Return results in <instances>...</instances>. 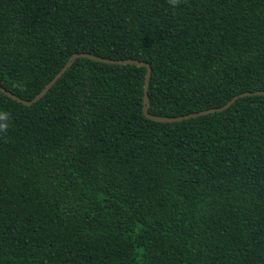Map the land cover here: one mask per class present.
Wrapping results in <instances>:
<instances>
[{
	"label": "trees",
	"instance_id": "1",
	"mask_svg": "<svg viewBox=\"0 0 264 264\" xmlns=\"http://www.w3.org/2000/svg\"><path fill=\"white\" fill-rule=\"evenodd\" d=\"M0 264H264V0H0Z\"/></svg>",
	"mask_w": 264,
	"mask_h": 264
},
{
	"label": "water",
	"instance_id": "2",
	"mask_svg": "<svg viewBox=\"0 0 264 264\" xmlns=\"http://www.w3.org/2000/svg\"><path fill=\"white\" fill-rule=\"evenodd\" d=\"M77 57H84V58H87V59H90V60H93V61H97V62H102V63H113V64H119V65H124V64L129 63V64H132V65H135V66H143V67H145V77H144V85H143L142 103L145 105V108L147 107V105H146V87H147V81H148V76H149V67L146 64H142V63L137 62L135 60H129V61H127V60H108V59H103V58H100V57L90 56V55L83 54V53L71 55L70 60H68L59 69V71L45 84V86L30 100H21V99L15 97L14 95L6 92L1 87H0V92L2 94H4V95L16 100L17 102H20L22 105H30V104L34 103L35 101H37L52 86V84L69 67L70 61L73 60L74 58H77ZM249 95H263L264 96V92L256 91V92H253V93H241L239 95L234 96L233 99H231L229 102L225 103L223 106H220L218 108H211V109H207V110H203V111H199V112H195V113L187 114V115H183V116H178V117H154V116H149V115L146 114L145 108L143 110V114L147 118H149L150 120L157 121V122H178V121H182V120L189 119V118H194V117L205 115V114H209V113L223 111L226 108H228V106L233 102V100H235L237 98L249 96Z\"/></svg>",
	"mask_w": 264,
	"mask_h": 264
},
{
	"label": "clouds",
	"instance_id": "3",
	"mask_svg": "<svg viewBox=\"0 0 264 264\" xmlns=\"http://www.w3.org/2000/svg\"><path fill=\"white\" fill-rule=\"evenodd\" d=\"M170 6L177 7L181 3V0H168ZM10 119V113L0 110V138H4L10 127L8 121Z\"/></svg>",
	"mask_w": 264,
	"mask_h": 264
}]
</instances>
